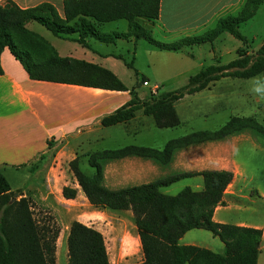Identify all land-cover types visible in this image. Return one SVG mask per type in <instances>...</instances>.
<instances>
[{"label": "trees", "instance_id": "16d2710c", "mask_svg": "<svg viewBox=\"0 0 264 264\" xmlns=\"http://www.w3.org/2000/svg\"><path fill=\"white\" fill-rule=\"evenodd\" d=\"M261 3L262 0H245L237 15L220 19L214 28L202 35L185 37L173 43H161L151 39L138 21L157 20L160 0H64L62 14L48 3L21 9L15 3L6 1L0 5V54L8 49L27 77L33 81L128 91L114 74L104 68L59 57L55 49L40 35L28 30L26 24L37 23L52 36L84 47H88L85 40L89 36L105 44L132 37L134 46L140 39H145L160 50L175 52L183 47L212 44L223 33L245 43L246 39L241 35L239 26L255 16ZM119 20L126 22V32L101 34L100 25ZM125 65L133 69L132 62ZM134 72L140 76L141 83L144 82L143 77ZM1 75L3 70L0 64ZM259 75H264V43L253 54L240 51L237 58L227 64L211 65L199 70L189 76L187 83L177 90L140 99L133 88L129 90L130 100L102 117L100 125L109 127L127 123L136 111L141 110L145 116L153 119L156 128H176L180 126V120L174 104L183 97L202 91L223 78L247 80ZM239 133H250L264 139V125L253 118L231 117L216 131L192 132L169 142L162 151L128 146L103 151L100 157H139L166 164L171 152L177 148L222 140ZM47 146L51 150L50 140ZM44 158L45 155L41 154L36 162L30 163L29 173L35 172L37 164ZM69 168L91 206L111 211H131L143 255L138 264H257L262 231L217 223L212 219L214 209L222 205L224 191L232 181L231 172L221 170L179 174L151 184L109 191L102 187L100 165L94 166L93 177L80 170L77 157L69 162ZM193 175L202 177L201 191L184 188L170 196L159 190ZM33 194L26 191L24 197L12 200L11 187L0 173V264H55V242L59 229L50 217L42 223L34 219L31 211ZM77 194L75 188L65 186L61 190L65 200H74ZM199 229L217 237L223 244L224 254L179 244L186 232ZM66 247L67 264H109L102 235L79 222L71 224Z\"/></svg>", "mask_w": 264, "mask_h": 264}, {"label": "crops", "instance_id": "0c3cea01", "mask_svg": "<svg viewBox=\"0 0 264 264\" xmlns=\"http://www.w3.org/2000/svg\"><path fill=\"white\" fill-rule=\"evenodd\" d=\"M6 1L15 3L21 9L48 3L59 14H62L64 0H0V5ZM244 2L245 0H160L158 19L154 22L147 21V24L152 27L155 25L165 36L171 37L170 40L178 41L185 37L199 36L200 33L214 28L220 19L237 15ZM138 21L142 25V19ZM31 23L26 24V28L36 33ZM109 23L100 25V32L105 26H109ZM119 26L116 25V29ZM123 32L126 31L123 30ZM38 35L55 49L59 57L96 65L110 71L116 77L117 71L120 69L119 63H121V54L116 51L117 44L120 42L127 44V55L133 59L134 56H137L132 37L126 40H116L112 44H105L89 36L85 40L88 47H84L67 39L54 37L56 39L52 42L43 34ZM130 47H132V52L129 50ZM0 64L3 70V75L0 76V165L13 166L32 163L41 154L47 155L49 152L51 154L52 149H48L47 141L53 139L56 142H62L65 140V135H92L94 137V135L104 132L105 136L98 138V141H105V150L136 146L162 151L169 142L175 139L185 137L194 131L205 130V122L210 115L197 103L199 98L209 90L208 88L212 84L232 79L223 78L210 84L204 90L187 95L177 101L174 104V109L180 120V126L176 128H156L153 119L150 116H145L141 110L136 111L134 117L127 123L102 127L100 125L102 117L109 115L130 100L131 95L128 88V91L120 92L33 81L27 77L8 49H4L0 54ZM259 78L256 83L260 82L261 85L262 83L264 85V75H260ZM143 79L150 83L148 77L143 76ZM149 83L145 87H149ZM149 91H151L150 88ZM262 99L264 100V97ZM259 101V98L254 100L255 103ZM183 104L185 113L182 114L178 108ZM220 112H222V107H220ZM217 113L218 110L214 111L212 115ZM257 114L258 111L254 109L249 115ZM258 117L261 123H264V112L260 113ZM227 120H224L222 126ZM118 135H120V140H118ZM76 137H73L72 141H77L78 137ZM90 142L86 141L88 145H91ZM71 143V141H67L64 148L67 146L68 151L73 153L79 149V145H76L77 142L75 145H71ZM85 152L87 154L92 151L86 150ZM74 154L75 152L72 155ZM221 170L231 172L233 178L224 191L222 205L214 209L212 219L217 223L230 224L225 220L227 212L231 210L251 212L253 217L250 221L237 220L232 225L251 227L262 231L257 264H264V139L257 135L239 133L222 140L205 141L177 148L171 152L166 164L139 157L106 161L104 164V187L106 190L115 191L163 181L179 174ZM30 175L33 176V173ZM58 178L61 181L60 188L62 189L66 186V181L62 176ZM50 180L48 172L46 185L50 184ZM32 183L31 187L23 189L20 198L25 196L26 191L34 193L31 198L37 195V191L40 192L41 198L44 197L40 187L34 181ZM184 188H190L195 192L201 191L203 189L202 177L193 175L183 178L161 187L159 190L163 194L174 196ZM79 194L80 191H78ZM41 198L39 200L43 206L44 202ZM84 200H86L85 197ZM258 201L263 204V207L254 208L253 206ZM127 213L132 217L130 210ZM92 228L98 230L97 226ZM133 229L135 231L132 237V246L130 249H126L127 251L123 245L119 246L115 259L116 264H138L143 259L135 225ZM188 232L180 238V245L210 250L207 246L196 244L193 237L187 235ZM110 262L109 260V264H111Z\"/></svg>", "mask_w": 264, "mask_h": 264}, {"label": "rangeland", "instance_id": "374dc122", "mask_svg": "<svg viewBox=\"0 0 264 264\" xmlns=\"http://www.w3.org/2000/svg\"><path fill=\"white\" fill-rule=\"evenodd\" d=\"M142 21V27L148 32L151 39L161 43L176 41L170 40L171 37L165 36L155 25L152 27L147 24L146 20ZM31 25H33L32 27L36 33L43 34L52 42L55 41L56 38L45 28L33 22ZM116 25H120L118 29H116ZM123 30L126 31V22L119 20L109 23V26H105L101 34L122 32ZM239 31L246 39L245 43L235 39L228 33H223L212 44L205 43L200 46L183 47L175 52L160 50L147 40L140 39L135 45L137 56H134V59L126 53L128 45L118 42L116 51L121 54V63H119L120 69L117 71V78L129 90L135 88V92L140 98H147L149 95L155 96L183 87L187 83L190 74L193 75L211 65L227 64L235 60L240 51L253 54L264 43V0H262L255 16L240 24ZM201 34L203 33L199 35ZM129 50L132 52V47ZM130 62H132L133 69L125 65ZM134 71L142 77L149 78V87L142 86L143 82L141 83L140 76H136ZM259 77L260 75L256 76V78H251L252 80L226 79L212 84L208 88L209 90L205 91L199 98L198 102L196 101L210 115L205 122L206 128L202 131H216L220 129L225 122L224 120L231 117L253 118L259 124L264 125L258 117L260 113L264 112V100L262 99L264 97V85L263 83L261 85L260 82L256 83ZM154 85H157L159 89L155 94H152L149 88L151 89ZM256 98L260 99L258 103L254 102ZM184 107L185 105L183 104L178 108L182 114L185 113ZM220 107H222V112H220ZM254 109L258 111V114L255 116L249 115ZM216 110H218V113L212 115ZM75 136L78 137H76L78 140L72 141ZM104 136V132H101L94 135V137L92 135H65V140H62V142H56L51 139V154L49 152L39 162L37 170L33 172V176L30 175L28 170L31 162L21 164L19 168L13 165H0V173L11 187L12 199L18 200L20 198L19 195L23 194V189L32 186V181L42 190L43 198L40 197V192L38 193V191L37 195L31 198V211L36 221L42 223L50 217L59 229L55 242V264H67L66 239L69 228L75 221L91 228L97 226L98 230L96 231L103 237L108 261L110 260L111 264L115 263L120 245H123L125 250L130 249L132 246V237L135 230L133 229V216L131 217L127 213L129 210L111 211L91 206L84 200V195L69 168V162L77 157L80 170L86 175L93 177L95 174L94 166L100 165L103 175L102 187H104V164L109 160H117L101 159L100 154L106 151V143L104 140L98 141V138H103ZM88 140L89 142L91 141V145L86 143ZM118 140H120V135H118ZM67 141H71V145H75L76 142V145H79V149L74 151L75 157L72 155L74 152H69L67 146L64 148ZM86 150H91L92 152L86 154ZM48 172L51 180L50 184L46 185V174ZM60 176L66 181L67 187L80 191L74 201H65L62 197L61 181L58 178ZM39 198L43 200V206H41ZM253 207L261 208L263 204L258 201ZM252 217L251 212L231 210L227 212L225 220L230 224H234L237 220L250 221ZM187 235H191L196 244L207 246L214 253L224 254L223 244L217 237L212 236L210 232L201 229L191 230Z\"/></svg>", "mask_w": 264, "mask_h": 264}, {"label": "built area", "instance_id": "2783aa9c", "mask_svg": "<svg viewBox=\"0 0 264 264\" xmlns=\"http://www.w3.org/2000/svg\"><path fill=\"white\" fill-rule=\"evenodd\" d=\"M142 85H143V86H148L147 81H144ZM157 89H158L157 86H153V87L151 88V93H152V94H155V92L157 91Z\"/></svg>", "mask_w": 264, "mask_h": 264}, {"label": "water", "instance_id": "95a60500", "mask_svg": "<svg viewBox=\"0 0 264 264\" xmlns=\"http://www.w3.org/2000/svg\"><path fill=\"white\" fill-rule=\"evenodd\" d=\"M13 200V199H12Z\"/></svg>", "mask_w": 264, "mask_h": 264}]
</instances>
